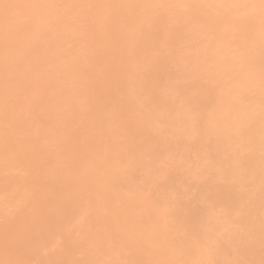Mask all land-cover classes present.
<instances>
[{"label":"bare ground","instance_id":"6f19581e","mask_svg":"<svg viewBox=\"0 0 264 264\" xmlns=\"http://www.w3.org/2000/svg\"><path fill=\"white\" fill-rule=\"evenodd\" d=\"M0 189V264H264V0H0Z\"/></svg>","mask_w":264,"mask_h":264},{"label":"rangeland","instance_id":"374dc122","mask_svg":"<svg viewBox=\"0 0 264 264\" xmlns=\"http://www.w3.org/2000/svg\"><path fill=\"white\" fill-rule=\"evenodd\" d=\"M70 42H71V41H70ZM69 45H71V43H70ZM74 45H75V44H74ZM71 46H73V44H72ZM71 46H70V47H71ZM172 70H173V69H172ZM172 70H171V71H172ZM174 71H176V70H174ZM174 71H172L173 74L176 73V72H174ZM192 156H194V155H192ZM54 173H55V174H54ZM56 173L58 174L59 172H56V170H55V172H53V176L55 175V176H54L55 178H60V176L57 177V174H56ZM58 175H60V174H58ZM51 176H52V175H51ZM53 176H52V177H53ZM54 177H53V179L55 180ZM55 181H56V180H55ZM188 181H189V180H188ZM186 182H187V181H186ZM188 183H190V182H188ZM193 183H194V182H192V184H193ZM192 184H191V185H192ZM194 184H195V183H194ZM184 186H185V183H184ZM188 186H189V184H188ZM192 187H193V186H192ZM192 187H189V188L187 187V188L189 189V191L187 190V192H189V193L191 194V196H197V195H195L196 192H197L195 189H197V188H194V189H193ZM170 189H171V188H170ZM170 189H169V190H170ZM183 189H184V187H183ZM185 189H186V188H185ZM164 190H165V189H164ZM171 190H172V189H171ZM0 191H1V189H0ZM166 191H167V190H166ZM166 191H165L166 194H165L164 191H163L164 196H165V195L168 196V194H167ZM1 192H2V191H1ZM185 192H186V191H185ZM2 193H3V192H2ZM168 193L172 194L171 191H169ZM170 194H169V196H170ZM197 194H199V193H197ZM0 195H1V193H0ZM189 196H190V195H189ZM186 197H188L187 194H186ZM37 198H39V197H37ZM182 198H183V196H182ZM193 198H194V197H193ZM193 198H191V200L189 199L191 202H188V203L192 204V201L194 200L192 205H193V206L196 205V206H195V207H196L195 209L201 207V205H200L201 203H200V202L198 203V201H196V200L193 199ZM196 199H197V200H198V199L200 200V198H196ZM185 200H186V199H185ZM185 200H182V202H184ZM189 200L187 199V201H189ZM69 201H70V200H69ZM69 201H68V205H70L69 203H71V202H69ZM187 201H186V202H187ZM36 203H37V202H36ZM38 203H39V204H38ZM38 203H37V204H38L39 206H38V205H37V206L35 205V206H36V208H35L36 210H37V207H39L38 209H42V208L40 207V205H41L40 202H38ZM198 204H199L200 206H199ZM71 205H72V204H71ZM192 205H191V206H192ZM198 206H199V207H198ZM10 207H11V206H10ZM10 207L8 206V208H10ZM70 207L72 208L73 206H70ZM70 207H69L68 210L71 211ZM8 208L6 207V210H8ZM16 208H17V207H16ZM193 208H194V207H193ZM10 209H15V207H14V208L11 207ZM10 209H9V210H10ZM17 209H18V208H17ZM33 209H34V208H33ZM6 210H4V213H5ZM9 210H8V211H9ZM10 211H11V210H10ZM34 211H35V210H34ZM37 211H38V210H37ZM70 211H68V212H70ZM6 213H8V212L6 211ZM11 214H13V213H11ZM5 215H6V214H5ZM7 216H8V215H7ZM10 216H11V215H10ZM3 217H5V216H3ZM3 217H0V218H3ZM7 218H8V217H7ZM2 220H4V219H2ZM5 221H6V220H5ZM5 221H2V222L5 223ZM0 222H1V221H0ZM1 224H2V223H1ZM4 242H5V240H4ZM17 242H18V241H17ZM15 244H16V241H15ZM15 244H14V245H15ZM17 245H18V243H17ZM15 246H16V245H15ZM53 246L59 248V244H58V245H57V244H54ZM53 246L50 245V248H54ZM47 247H48V246H47ZM13 248H14V247H13ZM15 248H16V247H15ZM15 248H14V249H15ZM57 248H56V250H57ZM19 249H21V248H19ZM16 250H17V249H16ZM16 250L14 251L15 254L12 253V255H13L12 257H15V256L18 255V253L16 252ZM47 250H48V249L45 248V251H47ZM54 250H55V249H53V252H54ZM19 251L21 252V250H19ZM50 251L52 252V250H50ZM12 252H13V250H12ZM20 252H19V254H20ZM47 252H49V251H47ZM47 252L44 253V254H45V257H46L47 255L49 256V255H52V254H53V253H51V252H50L49 254H47ZM55 252H56V251H55ZM41 254H42V253H41ZM41 254H40V255H41ZM44 254H42V256H44ZM46 254H47V255H46ZM229 254H230V253H228L227 256H228ZM14 255H15V256H14ZM43 258H44V257H43ZM229 258H231V255L229 256ZM32 264H34V263L32 262Z\"/></svg>","mask_w":264,"mask_h":264}]
</instances>
